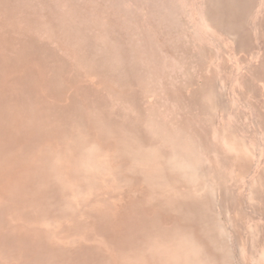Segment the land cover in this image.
Instances as JSON below:
<instances>
[{
    "label": "rangeland",
    "instance_id": "rangeland-1",
    "mask_svg": "<svg viewBox=\"0 0 264 264\" xmlns=\"http://www.w3.org/2000/svg\"><path fill=\"white\" fill-rule=\"evenodd\" d=\"M198 5L158 80L109 10L0 0V264H264V0Z\"/></svg>",
    "mask_w": 264,
    "mask_h": 264
},
{
    "label": "water",
    "instance_id": "water-1",
    "mask_svg": "<svg viewBox=\"0 0 264 264\" xmlns=\"http://www.w3.org/2000/svg\"><path fill=\"white\" fill-rule=\"evenodd\" d=\"M84 1L40 0V3L58 15L73 10L76 16L92 19L101 13L103 21L105 11L109 10L117 21L116 25L108 23V28L117 34L110 42L113 51L120 48V59L125 65L135 57L137 70L145 76L157 75L160 80L158 73L161 70L177 72L178 58L175 52L166 50L170 41L173 44L182 38L201 41L205 19L198 0H90L87 6L81 4ZM122 43L125 47L121 48ZM91 48V54H94L100 45L93 43ZM173 160L175 166L194 171L186 162Z\"/></svg>",
    "mask_w": 264,
    "mask_h": 264
}]
</instances>
